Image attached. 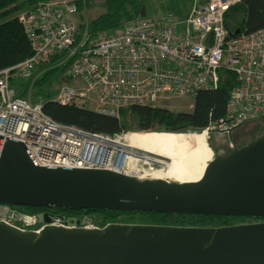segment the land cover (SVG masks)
Here are the masks:
<instances>
[{"label": "built area", "instance_id": "obj_1", "mask_svg": "<svg viewBox=\"0 0 264 264\" xmlns=\"http://www.w3.org/2000/svg\"><path fill=\"white\" fill-rule=\"evenodd\" d=\"M241 2L204 0L185 22L162 14L97 36L79 31L71 20L74 8L56 9L64 2L21 15L33 54L0 71V136L24 144L41 167L108 169L136 178L154 166L153 157L129 142L133 135L111 137L59 125L40 103L20 97L18 81L36 82L48 68L65 69V79L80 77L86 83L81 91L62 87L55 103L84 109L94 104V112L117 120L126 109L155 106L170 97L194 100L219 88L220 72L232 73L236 85L225 117L205 132L230 133L250 122L264 123V30L231 37L225 27L226 14ZM15 214L29 219L27 230L45 225V218L16 209ZM89 228L100 227L92 223Z\"/></svg>", "mask_w": 264, "mask_h": 264}, {"label": "water", "instance_id": "obj_2", "mask_svg": "<svg viewBox=\"0 0 264 264\" xmlns=\"http://www.w3.org/2000/svg\"><path fill=\"white\" fill-rule=\"evenodd\" d=\"M0 206L264 220V135L231 153L218 151L199 182L183 184L39 167L24 144L0 136ZM3 218L0 264H264V222L87 228L79 221L55 225L46 215L45 226L27 230L28 218Z\"/></svg>", "mask_w": 264, "mask_h": 264}, {"label": "trees", "instance_id": "obj_3", "mask_svg": "<svg viewBox=\"0 0 264 264\" xmlns=\"http://www.w3.org/2000/svg\"><path fill=\"white\" fill-rule=\"evenodd\" d=\"M73 1L79 12L84 0H0V71L13 68L32 56V48L19 17L34 12L40 3ZM105 13L91 23V35L112 34L122 29L127 22L139 18L145 0H101ZM204 2H202L203 4ZM80 27L84 28L83 25ZM225 27L231 37L253 34L264 30V0H242L225 16ZM65 69H54L44 74L33 84L35 94L31 102L40 103L43 113L54 122L64 126L117 137L121 133L188 134L202 133L211 124L225 117L230 93L236 85L232 73L220 72L219 88L212 92H200L194 99L191 113H175L160 107H132L121 113L120 119L102 116L84 108L60 106L54 98L63 87L56 83L64 78ZM59 80H58V79ZM30 84L18 81L20 97L27 99ZM29 100V99H28ZM252 123V122H250ZM241 128V127H240ZM215 158V157H214ZM48 216L53 223L81 221L84 215L96 216L98 226L111 224L168 226L179 228H221L235 224L245 225L264 220L214 216L172 215L118 211H80L73 209L17 208Z\"/></svg>", "mask_w": 264, "mask_h": 264}, {"label": "rangeland", "instance_id": "obj_4", "mask_svg": "<svg viewBox=\"0 0 264 264\" xmlns=\"http://www.w3.org/2000/svg\"><path fill=\"white\" fill-rule=\"evenodd\" d=\"M202 2H204V0H145L140 12V16L150 17L153 15H162L168 13L174 16L178 21L184 22L185 19L195 9V7H197L195 6V4L198 3L202 4ZM76 8L78 10V6H76ZM103 13H105V7L101 0H84L83 11L79 12V14L71 20L74 21L76 25L79 27V31L81 33H84L85 31H88L91 28L92 21L98 18ZM81 25H83L84 28L80 27ZM47 70L51 71L50 68H48ZM49 71L42 72V74H40V76L37 79H39ZM29 83L30 84H27L29 86V90L26 95H27V99L31 101L32 97L30 96H32V94L33 95L35 94V91H33V87H34L33 84L35 83V81ZM54 85H56V87L62 85L63 87H68L72 90H77V91H81L84 88H86L85 81L80 77L75 78V80L63 78L60 80V82ZM156 106L160 108L168 109L169 111L175 113H191L193 111L194 100L186 99V98L170 97L167 100L158 102ZM87 110L94 111L95 105L92 104L88 106ZM204 133L207 135L209 148L211 149L214 158L217 155L218 151L223 150L224 152L228 153L229 151L231 152L232 146L241 149L242 147H246L250 143H253L256 140H258L260 137L264 135V123L262 121L247 123L243 125L241 128L233 131L232 133H217V132H211V133L204 132ZM126 135H133V132H129V133L127 132ZM8 208L9 210H6L5 207L0 206V216L4 215L3 220H7V216L9 215H16L15 209H17L18 207H8ZM16 212L18 214L36 215L42 218V220H44L45 217L44 215L32 213L30 211H25V210L17 209ZM82 220H83L82 225H80L81 227H85L86 225H88V223L96 224L99 222V219L96 216H89V215H84ZM253 223H259V221L252 222L249 224H253ZM41 224L44 225V222H41ZM233 226H235V224Z\"/></svg>", "mask_w": 264, "mask_h": 264}, {"label": "bare ground", "instance_id": "obj_5", "mask_svg": "<svg viewBox=\"0 0 264 264\" xmlns=\"http://www.w3.org/2000/svg\"><path fill=\"white\" fill-rule=\"evenodd\" d=\"M42 4L45 3H40L39 5ZM39 5L37 6L36 10L38 9ZM76 6H77L76 3H74L73 1H68L63 4H60V7L56 9L62 12H66L74 8L76 13L75 16H77L79 14V10H77ZM165 14L171 15L168 13ZM155 16L156 15L150 17L140 16L139 18L130 20L125 25L142 20H149L154 18ZM187 18L185 19V21L187 20ZM73 23L76 25L74 21ZM87 32L91 35L90 29ZM204 92H212V91H204ZM155 106H149V107H155ZM50 120L53 121L52 119ZM204 132L179 134V135H172L165 133L162 134L148 133L142 135L138 133L135 134L133 133V136H130L131 140L129 142L133 144L136 148H139L149 156L153 157L155 159L154 160L155 163L154 166H149V168L146 171L137 173L136 178L129 176L126 177L135 178L141 181L163 180V181H172L182 184L199 182L203 177L207 164L214 159L213 153L209 148L207 135ZM35 163L38 165L36 161ZM22 216L23 215H17L18 218H22ZM5 221L6 223H9L8 220ZM79 223L80 225H82L81 221H79ZM16 224H18V225L14 224L16 227L20 226L19 223ZM91 226L92 223L91 224L88 223V225H86L85 227L89 228Z\"/></svg>", "mask_w": 264, "mask_h": 264}, {"label": "flooded vegetation", "instance_id": "obj_6", "mask_svg": "<svg viewBox=\"0 0 264 264\" xmlns=\"http://www.w3.org/2000/svg\"><path fill=\"white\" fill-rule=\"evenodd\" d=\"M233 132V131H232ZM232 132H230V133H232ZM235 149H237V148H235V147H233L232 146V150H231V152L233 151V150H235ZM230 151L228 152V153H231ZM227 153V152H226ZM259 222H261V221H259Z\"/></svg>", "mask_w": 264, "mask_h": 264}]
</instances>
